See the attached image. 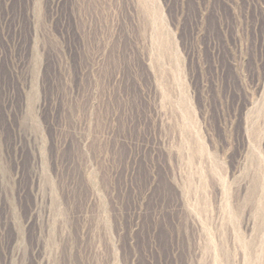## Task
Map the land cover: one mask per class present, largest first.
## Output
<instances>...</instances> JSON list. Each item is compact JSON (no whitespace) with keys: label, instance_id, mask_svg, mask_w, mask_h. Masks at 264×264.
I'll list each match as a JSON object with an SVG mask.
<instances>
[{"label":"rangeland","instance_id":"374dc122","mask_svg":"<svg viewBox=\"0 0 264 264\" xmlns=\"http://www.w3.org/2000/svg\"><path fill=\"white\" fill-rule=\"evenodd\" d=\"M0 264H264V0H0Z\"/></svg>","mask_w":264,"mask_h":264}]
</instances>
